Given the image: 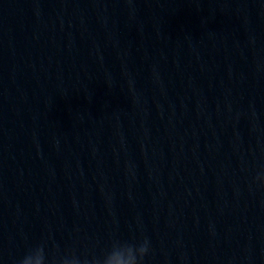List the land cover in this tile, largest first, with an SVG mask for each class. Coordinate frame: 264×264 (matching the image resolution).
Returning a JSON list of instances; mask_svg holds the SVG:
<instances>
[{
	"label": "water",
	"instance_id": "obj_1",
	"mask_svg": "<svg viewBox=\"0 0 264 264\" xmlns=\"http://www.w3.org/2000/svg\"><path fill=\"white\" fill-rule=\"evenodd\" d=\"M261 171L264 0H0V264H264Z\"/></svg>",
	"mask_w": 264,
	"mask_h": 264
},
{
	"label": "clouds",
	"instance_id": "obj_2",
	"mask_svg": "<svg viewBox=\"0 0 264 264\" xmlns=\"http://www.w3.org/2000/svg\"><path fill=\"white\" fill-rule=\"evenodd\" d=\"M253 182L264 187V171L259 172ZM148 252L147 239H113L98 254H78L75 250L48 251L44 243H39L28 249L17 264H144Z\"/></svg>",
	"mask_w": 264,
	"mask_h": 264
}]
</instances>
